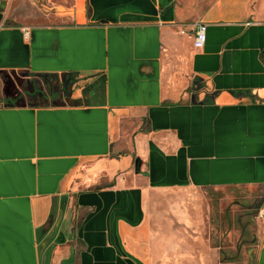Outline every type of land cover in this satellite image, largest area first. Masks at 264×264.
I'll use <instances>...</instances> for the list:
<instances>
[{
  "label": "crops",
  "instance_id": "crops-1",
  "mask_svg": "<svg viewBox=\"0 0 264 264\" xmlns=\"http://www.w3.org/2000/svg\"><path fill=\"white\" fill-rule=\"evenodd\" d=\"M12 74L53 92L0 90V264H221L207 193L264 189V0H0Z\"/></svg>",
  "mask_w": 264,
  "mask_h": 264
},
{
  "label": "rangeland",
  "instance_id": "rangeland-1",
  "mask_svg": "<svg viewBox=\"0 0 264 264\" xmlns=\"http://www.w3.org/2000/svg\"><path fill=\"white\" fill-rule=\"evenodd\" d=\"M32 14L31 9L21 2H14L9 8L11 21L19 19L23 24H32L36 22L28 17ZM30 84L36 87L42 101L53 92L50 90L47 77L0 75V90L4 92L21 90L26 93ZM206 196L211 212L210 244L219 249L220 263L254 264L256 249L254 226L263 206L264 189L241 187L220 190L209 195L207 193Z\"/></svg>",
  "mask_w": 264,
  "mask_h": 264
},
{
  "label": "built area",
  "instance_id": "built-area-1",
  "mask_svg": "<svg viewBox=\"0 0 264 264\" xmlns=\"http://www.w3.org/2000/svg\"><path fill=\"white\" fill-rule=\"evenodd\" d=\"M194 47L196 49L204 48L207 42V25L204 23H196L194 25ZM259 218L264 219V205L259 211Z\"/></svg>",
  "mask_w": 264,
  "mask_h": 264
}]
</instances>
